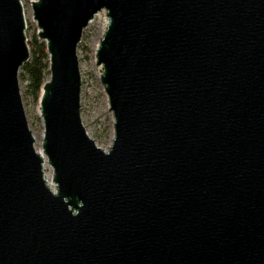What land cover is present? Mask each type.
<instances>
[{"label": "water", "instance_id": "95a60500", "mask_svg": "<svg viewBox=\"0 0 264 264\" xmlns=\"http://www.w3.org/2000/svg\"><path fill=\"white\" fill-rule=\"evenodd\" d=\"M31 12L49 58L41 153L19 87L24 8L0 0V264H264V0ZM100 13L107 151L81 115L79 46Z\"/></svg>", "mask_w": 264, "mask_h": 264}, {"label": "rangeland", "instance_id": "374dc122", "mask_svg": "<svg viewBox=\"0 0 264 264\" xmlns=\"http://www.w3.org/2000/svg\"><path fill=\"white\" fill-rule=\"evenodd\" d=\"M34 0H21L24 8L25 20L27 23L26 35L28 39L36 32V26L32 20L31 2ZM108 20L104 13L98 14L94 21L85 30L82 46H87L89 53L79 49L80 69L83 79L82 87V121L96 143L108 150L113 140V118L109 111L108 98L99 79V69L95 62L94 45H99ZM22 102L29 128L35 139V149L40 152L43 136V126L39 118L38 105L30 99H23V84L19 82ZM45 172L51 177V170L45 167Z\"/></svg>", "mask_w": 264, "mask_h": 264}, {"label": "trees", "instance_id": "16d2710c", "mask_svg": "<svg viewBox=\"0 0 264 264\" xmlns=\"http://www.w3.org/2000/svg\"><path fill=\"white\" fill-rule=\"evenodd\" d=\"M81 45L79 49L82 48L86 54L89 53L87 46L81 47ZM28 47L30 59L20 69L18 78L19 82L23 84V99H30L35 105H38L42 85L49 76V58L45 44L37 39L36 32L28 39Z\"/></svg>", "mask_w": 264, "mask_h": 264}, {"label": "bare ground", "instance_id": "6f19581e", "mask_svg": "<svg viewBox=\"0 0 264 264\" xmlns=\"http://www.w3.org/2000/svg\"><path fill=\"white\" fill-rule=\"evenodd\" d=\"M97 47H98V45L95 44V45H94L95 50H96ZM37 152H38V151H37ZM39 153H41V152H39ZM46 166H47V165H45L44 168H45ZM45 180H46L48 186H49L51 189H53V185L51 184V177H50L49 175H47L46 172H45Z\"/></svg>", "mask_w": 264, "mask_h": 264}]
</instances>
